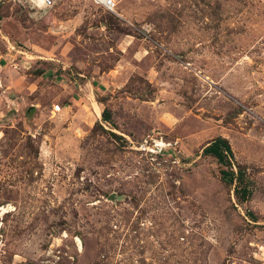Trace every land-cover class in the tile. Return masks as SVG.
<instances>
[{
    "label": "rangeland",
    "instance_id": "rangeland-1",
    "mask_svg": "<svg viewBox=\"0 0 264 264\" xmlns=\"http://www.w3.org/2000/svg\"><path fill=\"white\" fill-rule=\"evenodd\" d=\"M30 7L0 0V264H264V0Z\"/></svg>",
    "mask_w": 264,
    "mask_h": 264
},
{
    "label": "built area",
    "instance_id": "built-area-1",
    "mask_svg": "<svg viewBox=\"0 0 264 264\" xmlns=\"http://www.w3.org/2000/svg\"><path fill=\"white\" fill-rule=\"evenodd\" d=\"M28 4H31V9L37 10L52 8L54 5V0H23ZM95 6L101 8L104 12L114 13L116 0H90ZM14 49V48H13ZM58 109V107H55ZM178 145V140L166 141L163 137H153L147 136L138 144L137 149L139 151L147 152L150 155L160 156L168 152H174L176 146Z\"/></svg>",
    "mask_w": 264,
    "mask_h": 264
},
{
    "label": "trees",
    "instance_id": "trees-1",
    "mask_svg": "<svg viewBox=\"0 0 264 264\" xmlns=\"http://www.w3.org/2000/svg\"><path fill=\"white\" fill-rule=\"evenodd\" d=\"M222 152L232 156L230 145L226 139L217 137L208 143L206 153L216 156L220 155ZM223 174L225 175L226 172H224Z\"/></svg>",
    "mask_w": 264,
    "mask_h": 264
},
{
    "label": "bare ground",
    "instance_id": "bare-ground-1",
    "mask_svg": "<svg viewBox=\"0 0 264 264\" xmlns=\"http://www.w3.org/2000/svg\"><path fill=\"white\" fill-rule=\"evenodd\" d=\"M6 210H7V209H6L5 207H2V208H0V213L3 214V213L6 212Z\"/></svg>",
    "mask_w": 264,
    "mask_h": 264
}]
</instances>
